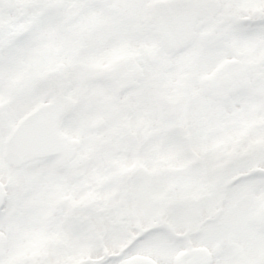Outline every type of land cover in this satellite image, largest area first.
Returning a JSON list of instances; mask_svg holds the SVG:
<instances>
[{
    "label": "snow or ice",
    "instance_id": "snow-or-ice-1",
    "mask_svg": "<svg viewBox=\"0 0 264 264\" xmlns=\"http://www.w3.org/2000/svg\"><path fill=\"white\" fill-rule=\"evenodd\" d=\"M0 264H264V0H0Z\"/></svg>",
    "mask_w": 264,
    "mask_h": 264
}]
</instances>
